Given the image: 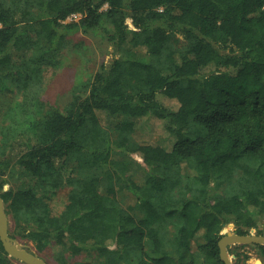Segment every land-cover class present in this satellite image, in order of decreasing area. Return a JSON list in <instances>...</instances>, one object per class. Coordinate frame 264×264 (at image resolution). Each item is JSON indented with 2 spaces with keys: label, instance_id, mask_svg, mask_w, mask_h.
Instances as JSON below:
<instances>
[{
  "label": "trees",
  "instance_id": "1",
  "mask_svg": "<svg viewBox=\"0 0 264 264\" xmlns=\"http://www.w3.org/2000/svg\"><path fill=\"white\" fill-rule=\"evenodd\" d=\"M88 30L111 59L48 104L46 68ZM143 117L162 133L137 143ZM135 154L142 183L121 158ZM0 192L10 236L60 245L56 264H224L226 225L264 235V0H0ZM245 246L264 257L235 244V264Z\"/></svg>",
  "mask_w": 264,
  "mask_h": 264
},
{
  "label": "rangeland",
  "instance_id": "2",
  "mask_svg": "<svg viewBox=\"0 0 264 264\" xmlns=\"http://www.w3.org/2000/svg\"><path fill=\"white\" fill-rule=\"evenodd\" d=\"M106 5L103 6V9ZM78 15L74 14L67 18L68 20L78 19ZM72 49L63 54L61 57V62L56 67H47L44 73V90H43V100L48 104L56 105L61 108L68 105L72 99L73 89L78 83L87 80L92 76L98 69L99 65L102 63H107L111 59V46L106 38H104L100 33L88 30L87 32H77L71 36ZM76 46V47H75ZM13 93L6 96L4 99L5 103L11 98ZM2 101V100H1ZM165 103L168 104L167 98L163 99ZM139 129L131 134V139L137 143H148L153 141V135H159L161 131L160 121H150L149 119L143 117L138 119ZM130 163L127 164L126 173L130 174L131 177L137 182L142 183L145 179V170L140 164V157L135 154L133 156H123ZM182 172L184 174H191L192 170L187 166L185 162L181 164ZM7 176V175H6ZM8 181L4 184L3 189L8 187H14L20 184L25 179L17 172L12 177H8ZM120 199L124 205H133L135 203V197L127 190H123L119 194ZM50 201V207L54 213L59 212L66 201V189H62L58 194L52 196ZM9 219V230H12V221ZM226 231H234V226L232 223L226 225L224 229ZM172 227L169 228L172 231ZM258 229L263 230L264 233V220L258 222ZM257 228H251L249 233L256 234ZM16 239V238H15ZM19 244L24 246L28 251L37 254L39 257L43 258L47 264H56L54 256L59 253L61 246L56 244H51L44 251H37L34 244L27 240L16 239ZM195 248V244L192 246ZM233 249L235 244H228L227 248ZM244 249L248 254V259H246L245 264H264V257L261 256L257 249L252 246H245L242 249H237L236 251L242 252ZM228 253V251H227ZM229 257L233 261H237L238 258H242V255L235 256V253H228ZM13 264H25L16 259H11Z\"/></svg>",
  "mask_w": 264,
  "mask_h": 264
},
{
  "label": "water",
  "instance_id": "3",
  "mask_svg": "<svg viewBox=\"0 0 264 264\" xmlns=\"http://www.w3.org/2000/svg\"><path fill=\"white\" fill-rule=\"evenodd\" d=\"M226 231V228H225ZM0 242L4 251L12 258L25 264H47L37 254L28 251L17 240L10 236L9 219L5 212V205L0 192ZM228 244H258L264 246V235L253 233L237 234L234 231H226L218 241L219 256L224 264H235L227 253ZM258 262H260L258 260Z\"/></svg>",
  "mask_w": 264,
  "mask_h": 264
},
{
  "label": "bare ground",
  "instance_id": "4",
  "mask_svg": "<svg viewBox=\"0 0 264 264\" xmlns=\"http://www.w3.org/2000/svg\"><path fill=\"white\" fill-rule=\"evenodd\" d=\"M255 264H256V263H255ZM257 264H259V262H258Z\"/></svg>",
  "mask_w": 264,
  "mask_h": 264
},
{
  "label": "crops",
  "instance_id": "5",
  "mask_svg": "<svg viewBox=\"0 0 264 264\" xmlns=\"http://www.w3.org/2000/svg\"><path fill=\"white\" fill-rule=\"evenodd\" d=\"M247 262V261H246Z\"/></svg>",
  "mask_w": 264,
  "mask_h": 264
}]
</instances>
